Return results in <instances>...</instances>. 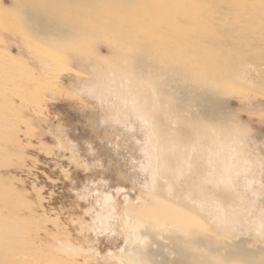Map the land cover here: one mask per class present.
Instances as JSON below:
<instances>
[{
	"label": "bare ground",
	"instance_id": "1",
	"mask_svg": "<svg viewBox=\"0 0 264 264\" xmlns=\"http://www.w3.org/2000/svg\"><path fill=\"white\" fill-rule=\"evenodd\" d=\"M10 6L22 16L24 29L45 45L56 46L67 39L58 35L61 24L69 33L109 35L121 45H131L142 63L140 73L131 67L123 71L124 87L130 86L126 89L134 97L139 117L126 121L120 114L101 124L105 131L114 125L122 130L124 147L119 153L124 164L117 174L108 175L114 181L110 178L107 185H114L125 205L131 207L114 206L112 195L103 197L105 212L96 215L93 235H86L76 245L86 256L84 261L258 264L255 254L243 245L224 249L222 256L217 250H208L212 239L203 234L204 226L200 225V230L190 224L173 231L191 239L188 247L180 245L185 241L175 239L179 244H173L170 253L175 259L147 262L149 256L157 257L162 246L153 240L143 253L126 249L129 241L122 230L137 224L139 204L148 203V197L144 198L148 193L154 202L172 200L183 202L190 210L205 211L210 223L226 237L252 232L264 239V139L257 142L238 137L223 128L220 115L191 113L190 103H180L164 89L169 79L177 83L184 77L196 88L205 87L208 94L224 80L243 81L254 90L264 87V76H258L260 68L254 66L261 61V43L254 38L259 35L258 28L264 29V0H11ZM143 90L148 93L144 95ZM122 178H129L132 186ZM119 206L122 216L113 213ZM149 224L147 221L143 227ZM23 243L17 237L0 242V264H40L38 258L23 253ZM71 249L66 243L63 250ZM50 261L57 264L52 258Z\"/></svg>",
	"mask_w": 264,
	"mask_h": 264
},
{
	"label": "rangeland",
	"instance_id": "2",
	"mask_svg": "<svg viewBox=\"0 0 264 264\" xmlns=\"http://www.w3.org/2000/svg\"><path fill=\"white\" fill-rule=\"evenodd\" d=\"M10 4L11 0H0V242L22 238L23 253L38 258L40 264L51 263V258L57 264H98L84 261L86 256L76 245L93 235L96 215L105 212L103 197L112 195L114 206L131 207L114 185H107L110 178L114 181L108 175L117 174L124 164L119 153L124 147L122 130L114 125L105 131L101 124L120 114L126 121L139 117L134 97L126 89L130 86L124 87L123 71L131 67L140 73L142 63L131 45H121L109 35L69 33L61 24L58 35L67 39L56 46L45 45L25 30L22 16ZM257 32L254 39L262 44L257 63L262 64L254 66L260 68L258 76H264V29ZM169 80L164 89L180 103H190L191 113L218 114L223 128L238 137L264 139V87L254 90L243 81L224 80L208 94L205 87L196 88L185 77L177 83ZM121 181L132 186L129 178ZM152 197L144 193L148 203L139 204L137 224L122 230L129 241L126 249L143 253L153 240L162 246L157 257L149 256L147 262L175 259L170 254L179 244L175 239L188 247L190 238L173 231L190 224L199 229L204 226L203 234L212 239L208 250L222 256L224 249L239 244L255 254L258 264H264L262 237L252 232L226 237L210 223L205 211L190 210L172 200L154 202ZM120 208L114 207L113 213L122 216ZM147 221L150 224L143 227ZM65 242L73 251L63 250ZM126 264L133 263L127 260Z\"/></svg>",
	"mask_w": 264,
	"mask_h": 264
}]
</instances>
